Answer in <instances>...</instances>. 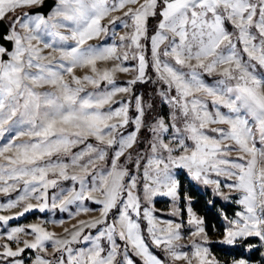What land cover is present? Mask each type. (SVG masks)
Listing matches in <instances>:
<instances>
[{
    "label": "snow or ice",
    "instance_id": "1",
    "mask_svg": "<svg viewBox=\"0 0 264 264\" xmlns=\"http://www.w3.org/2000/svg\"><path fill=\"white\" fill-rule=\"evenodd\" d=\"M0 193V264H264V0H0Z\"/></svg>",
    "mask_w": 264,
    "mask_h": 264
},
{
    "label": "trees",
    "instance_id": "2",
    "mask_svg": "<svg viewBox=\"0 0 264 264\" xmlns=\"http://www.w3.org/2000/svg\"><path fill=\"white\" fill-rule=\"evenodd\" d=\"M193 195H194V199L199 200V203L198 204H194L193 205L194 209L200 215H203V216L206 217V222L207 223L214 224L215 225V228L217 229V231H212L210 229V234L211 235L218 234L219 233L218 229L220 228V222H219V220H209L208 219V211H207V209L205 207L206 200L211 198L210 193H208L206 196H203V197L200 196V195H198V194H193ZM225 203H227V202H225ZM217 206L218 207H224V204H218ZM225 210L226 211H229V213H231V208H226ZM26 219H27V217H25L22 220H26ZM20 221L17 220V221H13V222H16L17 223V222H20ZM223 248H224V246H217V247L214 248V252L217 253V254H219L220 256H222L223 258H225L226 260L232 259L234 254L231 253V252L224 251ZM250 255H254L255 258H256V253H254V254L253 253H250ZM133 258L136 259L137 261H139V258L138 257L133 256Z\"/></svg>",
    "mask_w": 264,
    "mask_h": 264
},
{
    "label": "rangeland",
    "instance_id": "3",
    "mask_svg": "<svg viewBox=\"0 0 264 264\" xmlns=\"http://www.w3.org/2000/svg\"><path fill=\"white\" fill-rule=\"evenodd\" d=\"M3 195L4 194H2V193H0V199H3ZM156 207H157V209L158 210H160V209H167L168 207H169V204H168V202L166 201V200H164V199H160L159 200V202L157 203V205H156ZM14 210H16V209H14ZM5 214H7V212H5ZM91 215H95L96 213H90ZM158 214H160L159 212H158ZM32 213H27V214H25V217H27V219L26 220H22V219H24L25 217H23V218H18V219H16V220H13V221H20V222H17V223H24V224H27V223H31V222H36L37 221V219H38V216L40 215L39 213H36L35 215H33ZM13 221H10L9 223L10 224H12V225H14V224H16V222H13ZM73 221H66V223H72ZM57 231H60V228L59 227H57V229H56ZM220 233H218V234H213L214 236H218ZM213 252H214V248H213ZM215 253V252H214ZM218 257H220L222 260H226L225 258H223L222 256H220L219 254H217V253H215ZM260 257H259V253H256V259H259Z\"/></svg>",
    "mask_w": 264,
    "mask_h": 264
}]
</instances>
